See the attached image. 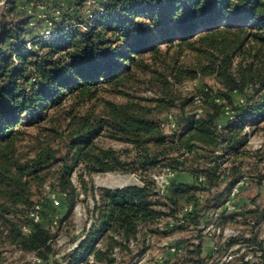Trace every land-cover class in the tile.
I'll list each match as a JSON object with an SVG mask.
<instances>
[{"label":"trees","instance_id":"1","mask_svg":"<svg viewBox=\"0 0 264 264\" xmlns=\"http://www.w3.org/2000/svg\"><path fill=\"white\" fill-rule=\"evenodd\" d=\"M28 1L0 0V263L8 249L16 248L51 264L53 241L73 217L81 194L75 174L94 206L90 229L63 256L66 264H90L92 257L95 264H114L117 247L135 259L145 251L143 246L132 254L141 233L156 231L151 227L163 217L180 220L188 205L194 212L176 228L197 227L201 209L218 208L244 178L259 193L248 207L218 214V222H248L258 242L264 223V146L252 151L248 145L264 130V0H106L89 30L87 20L69 9L89 0L64 8L49 3L46 12L57 32L51 40L39 38L45 20L21 10ZM56 7L63 10L61 18L53 15ZM188 52L195 56L192 64L182 61ZM205 78H214L218 87L178 89ZM145 82L158 86L153 107L126 92ZM104 90L128 101H108L99 110L94 103ZM172 110L178 127L169 136L159 117ZM33 128L45 138L29 157L21 145ZM103 135L128 144L132 160L101 146ZM55 165L51 190L61 205L67 203L68 212L54 231L57 220L45 205L60 206L49 198L35 201L34 190L45 186L47 170ZM167 167L177 178L162 195L148 174ZM118 171L140 173L142 186L108 189L92 182L96 174ZM181 175L192 181H179ZM38 205L36 222L30 214ZM228 247L218 242L213 259L222 258ZM196 249L187 259L202 257V242ZM22 264L38 262L23 259Z\"/></svg>","mask_w":264,"mask_h":264},{"label":"rangeland","instance_id":"2","mask_svg":"<svg viewBox=\"0 0 264 264\" xmlns=\"http://www.w3.org/2000/svg\"><path fill=\"white\" fill-rule=\"evenodd\" d=\"M24 2V0H21ZM195 56L188 52L183 58L182 61L185 64H192L194 62ZM146 80H149L148 78ZM208 84L209 86L218 87L217 81L214 78H205L204 80H196V81H186L185 84L178 87V89L183 93H191L195 92L197 89H201ZM155 85V84H153ZM150 82H145L142 85H137L130 87L126 90L128 94H130L133 98L140 99L143 104L147 106H155V100L159 98L158 95V86L155 85L154 89H149L152 87ZM237 100H240V96L237 95ZM108 101H113L117 103H126L128 98L125 95L119 94L115 91L104 90L99 96L95 105H99V110L104 108V105ZM90 106H93L90 104ZM88 108V107H85ZM83 109L84 112L86 109ZM172 114L175 116L177 112L172 110L171 112L164 113L160 115L159 121L160 123L169 122L167 120V116ZM228 117V114L225 115ZM167 126V125H166ZM264 126V125H263ZM247 129H249L247 127ZM246 129V130H247ZM165 134L171 136L174 131H170L167 127H163ZM30 137L26 139V141L21 145V152L23 155H27L32 157L34 148L38 145L41 139L45 138V133L40 128H33L29 131ZM100 145L105 148H113L114 150L119 152V155L123 160L130 161L132 160V155H128L127 150L129 147L128 144L112 139L106 135H103L99 140ZM59 142L56 143V145ZM264 146V130H260L255 135L251 136L250 144L248 145V149L252 151H256L261 149ZM249 160L252 162L257 161L256 156H251ZM227 167L229 164L226 165ZM58 166L55 165L47 170L48 179L45 183V186L41 189L35 188V201L46 200L48 198V189L47 186L51 188L52 183L55 182V174ZM173 170L172 168H160L158 170L150 171L149 177L155 181L154 176L166 173L167 170ZM174 171V170H173ZM173 178L172 180H175ZM85 179L92 182L96 187L99 188H108V189H117L123 188L127 186H142V177L140 173H132V172H107L100 173L94 175L91 179L86 176ZM181 182H191L192 179L188 175H181L178 178ZM247 184H245L240 193L235 197L231 198V192L228 196V199L223 201L218 208L210 209L209 211H205V209H201V220L199 225L196 227L192 224H187L184 228H176V220L172 217H163L160 221L153 227L154 232L149 231L146 234L141 233L139 235L140 242H134L131 245L132 254L135 255L139 249L144 246V253L141 255H137L135 259H132L129 252L126 250H122L120 247H117L113 251V258H115L114 264H175V262L179 259L183 261V259H187L189 254L192 252H196V246L201 244L202 242V257H198L194 255L192 259H187L181 264H203L202 260H205V264H226L225 262H229L231 260V256L235 257L230 264H241L238 261L239 255L243 252L248 253L247 257L251 260L250 264H263L262 261L258 258V254L254 253V247L250 246L251 244L246 243L247 239L243 241H238V235L243 236L246 232H248L252 225L249 226L248 222H237L231 220L226 222L224 225L218 222V214L221 213H232L235 211H239L245 207H248L251 203V198L255 197L259 191L255 185H250L249 180L247 179ZM74 183L78 188V192L81 193L79 196V200L76 205V209L72 218L68 220L64 224L63 229L59 232L57 237L53 241V246L55 253L51 256V264H55L54 260H59L62 264H66L63 260V256L69 253L72 249H74L80 240H82L86 235L87 231L90 229L92 219L89 213V209H92L94 206L93 199L91 196H87L83 194L82 187L80 185L79 178L77 174L74 175ZM225 187V183L221 185V188ZM217 189L214 188L215 192ZM232 191V189H231ZM167 192V191H166ZM205 194H201L200 202L205 200ZM227 201H231V206L235 207V209H230L226 207ZM190 205L186 206L183 210H181V219L187 220L189 214L194 212L195 208L189 209L186 211V208H190ZM46 211L49 214L54 216V220H57L54 225H52L53 230H56L58 225V220L61 217H64L68 212L67 203L64 202L59 208L52 210L51 207L45 205ZM160 210L168 211L166 207L160 206L158 207ZM182 225V224H181ZM222 227L225 229V233H213L214 231H204L206 228L214 227ZM176 228V229H175ZM260 227H258L259 229ZM262 229V230H261ZM259 229L262 232V236H264V226ZM207 230V229H206ZM119 239V237H117ZM222 242L224 245H229L226 252L223 254L222 258H218L216 260L213 259V255L216 252V244L218 242ZM100 247L104 246L103 242L100 243ZM242 250V251H240ZM7 259L3 260V263L0 264H22L23 259H26L29 262L35 263L36 256L33 254H25L19 249L10 248L8 252L5 253ZM95 260L92 257L90 264H95ZM38 264H46L44 262H38ZM79 264H84L83 262H79ZM106 264V263H104Z\"/></svg>","mask_w":264,"mask_h":264},{"label":"built area","instance_id":"3","mask_svg":"<svg viewBox=\"0 0 264 264\" xmlns=\"http://www.w3.org/2000/svg\"><path fill=\"white\" fill-rule=\"evenodd\" d=\"M75 0H29L25 5L21 6V10L26 11L29 15H33L34 17H37L38 19H43L45 20V23L47 25L46 28H44L40 34H39V38L40 39H45V40H51L53 38H55L57 36V32L54 30L53 28V23L52 21L49 19L48 17V13L46 12L48 4L52 3L54 5H59L62 8L67 7V3H71ZM106 0H89L87 2L84 3V5L79 6V5H73L71 7H69L70 11H77L80 16L84 17V19L87 20V24L85 25V30H89L92 27V24L94 23L95 19L103 13V6H102V2H105ZM2 3H4V1H2ZM63 14V10L61 8H54L53 10V15L56 16L57 18H61ZM197 102L201 103V99L199 97H196ZM167 120L169 121L167 124L166 122H162L161 125L162 127H167V129H169L170 131H174L176 130V128L178 127L177 125V121L175 119V117L170 114L167 116ZM167 125V126H166ZM176 177V172L169 169L167 170L166 173L160 174V175H156L154 176L155 178V182L158 186V190L159 192L164 195L166 193V191L168 190L169 186L171 185L172 179ZM203 179H201L202 181ZM247 178H244L243 180H241L239 183H237L235 186H233L232 191H231V198L235 197L237 194L240 193L242 187L247 184ZM48 189V198L53 202V204L57 207L61 206V198L60 196L55 193L54 191L51 190V188L49 186H47ZM190 208H186V211H188L189 209H192L193 205L189 206ZM226 207L230 208V209H235V207L231 206V201H227L226 203ZM40 209L41 206L38 205L36 207V209L30 214V217L32 220L38 222L41 219L40 216ZM180 220H176L177 224H182L185 222V220L181 219V214L179 215ZM176 224V225H177ZM264 226V223L262 225V227ZM213 228H206L204 231H211L213 230V233H218V234H223L225 233V229H223L222 227H215L213 226ZM262 230V229H261ZM25 231H30V226L27 224L25 227ZM238 241H243L244 243V239H247L246 243L251 244L250 246L254 247L253 252L258 254V258L262 261V263L264 264V236H262V232H261V237L260 240L254 241L252 240V234L248 231L246 232L243 236H236ZM217 249V248H216ZM242 251V250H240ZM248 253L243 252L239 255L238 261L241 264H250L251 260H249V258L247 257ZM235 257L231 256V260L229 262H225L226 264H230L232 263L233 259ZM35 261L37 262H41L40 259H38L37 257L35 258Z\"/></svg>","mask_w":264,"mask_h":264},{"label":"crops","instance_id":"4","mask_svg":"<svg viewBox=\"0 0 264 264\" xmlns=\"http://www.w3.org/2000/svg\"><path fill=\"white\" fill-rule=\"evenodd\" d=\"M24 1H26V0H24Z\"/></svg>","mask_w":264,"mask_h":264}]
</instances>
